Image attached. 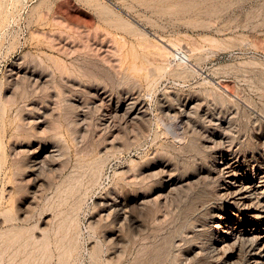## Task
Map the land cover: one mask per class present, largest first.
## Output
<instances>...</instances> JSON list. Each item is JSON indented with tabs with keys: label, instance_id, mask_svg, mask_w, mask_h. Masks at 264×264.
Wrapping results in <instances>:
<instances>
[{
	"label": "rangeland",
	"instance_id": "obj_1",
	"mask_svg": "<svg viewBox=\"0 0 264 264\" xmlns=\"http://www.w3.org/2000/svg\"><path fill=\"white\" fill-rule=\"evenodd\" d=\"M225 160L264 179V0H0V264H247Z\"/></svg>",
	"mask_w": 264,
	"mask_h": 264
},
{
	"label": "bare ground",
	"instance_id": "obj_2",
	"mask_svg": "<svg viewBox=\"0 0 264 264\" xmlns=\"http://www.w3.org/2000/svg\"><path fill=\"white\" fill-rule=\"evenodd\" d=\"M222 163L221 168L227 180L225 192L230 199V205H239L243 209V220L247 224L246 226L245 223L237 221L229 228L235 236L244 234L248 237L253 236L255 239L253 243L247 245L246 251L249 255L247 264H264V179L250 178L239 164L230 160L222 161ZM230 212L233 213L231 210Z\"/></svg>",
	"mask_w": 264,
	"mask_h": 264
}]
</instances>
